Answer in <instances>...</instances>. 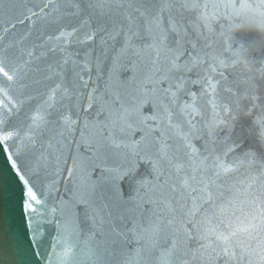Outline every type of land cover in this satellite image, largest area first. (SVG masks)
Here are the masks:
<instances>
[{"label":"snow or ice","instance_id":"6c2138e0","mask_svg":"<svg viewBox=\"0 0 264 264\" xmlns=\"http://www.w3.org/2000/svg\"><path fill=\"white\" fill-rule=\"evenodd\" d=\"M244 12L252 14L244 15L247 25L264 33V0L239 6L235 0H58L40 8L45 31L36 42L0 45V153L7 165V172L0 169V201L14 181L26 228L38 213L34 204L52 214L49 223L60 228L53 247L61 249L51 253L54 261L73 258L80 244L73 237L84 229V259L99 261V245L88 247L105 222L94 210L89 214L96 199L107 201L108 216L133 225L114 232L113 243L132 233L148 243L149 260L170 236L158 257L165 264H264V43L256 48L244 23L235 32L219 24L224 15ZM145 106L151 115H143ZM22 136L23 149L14 155ZM25 154L28 163H18ZM241 169L256 186L249 203L257 211L247 227L234 229L218 201ZM65 173L72 186L62 194L60 180L51 179L49 207V199H38L36 181ZM65 196L84 209L83 229L78 220L55 219ZM145 204L155 219L140 228L135 217ZM32 231L39 236L38 228ZM34 243L29 249L36 256ZM135 256L143 258L139 250ZM0 264L21 262L5 259L0 247Z\"/></svg>","mask_w":264,"mask_h":264},{"label":"water","instance_id":"95a60500","mask_svg":"<svg viewBox=\"0 0 264 264\" xmlns=\"http://www.w3.org/2000/svg\"><path fill=\"white\" fill-rule=\"evenodd\" d=\"M9 5L8 7H0V45L8 44L12 42H22L25 45H30L36 42V37L45 31L44 14L40 13V8L45 3H58V0H5ZM243 2L252 3L253 0H235L237 6ZM52 9H45V13L51 12ZM229 12L231 10H228ZM37 12L38 17H32L31 13ZM244 15H252L251 13L244 12L241 16H228L224 15L219 20V24L223 26L225 31L235 32L239 30L242 23L245 24V31L247 32L250 41L256 48L260 47L261 43H264V33H261L258 29L247 25L244 21ZM24 23L21 24L20 21ZM15 25V28L12 26ZM7 29V33L4 31ZM125 75H132L129 71ZM124 75L121 76V79ZM103 85H101V88ZM87 103V101H84ZM151 111L145 106L143 115H151ZM199 119V118H197ZM139 139V136H135ZM80 135L77 132L73 138L74 141H79ZM249 140L251 136L249 135ZM25 140L23 136L14 142L13 154L21 152ZM192 145L195 149H201V142L195 139L192 140ZM77 144L73 143L72 150L76 151ZM202 150V149H201ZM247 150V149H245ZM80 156L84 159L90 155L86 147H80ZM232 156L225 157V161L230 163ZM18 163H28L27 155H22ZM71 160L68 162V166L71 167ZM0 169L7 172V165L5 163L4 154L0 153ZM80 173H77V180ZM183 173H181V176ZM51 179H59L60 192L63 194L66 187H71L72 184L68 181L67 173L61 177H50L45 180L36 181L37 184V196L43 202L48 198V185ZM92 180L96 179V174L91 177ZM148 179H151L149 176ZM240 181H243L242 183ZM229 184H233L234 187L231 190H225L222 201L225 206V215L232 221L233 228L247 227L250 221V214H254L257 209L255 205L249 203L252 200V194L256 192V186L252 184L251 179L247 173L241 169L237 172L233 179L228 181ZM43 193V195H42ZM20 198V186L14 181H11L5 185L4 195L2 201H0V247L5 250V259H14L21 264H60L59 261H54L51 258L52 252L59 253L61 249L59 247H53L57 244L60 228L58 224L49 223L53 220L51 213H46L45 208L41 205H35L38 213L35 219L32 221L31 228H26L24 221L21 217V209L19 206ZM65 204L61 210L57 204V213L55 219L59 224H62L65 219L73 221H79L81 229L84 228V209L75 203V199L71 196H65ZM107 201H100L93 199L89 204V214H92L93 210L98 213L99 217H103L105 222L103 225H97L100 229L101 235H98L95 240L90 241L89 248L96 249L99 245V261L93 260L92 264H165L164 261L158 259L160 253L164 249H168L171 245L172 238H161L158 241L157 249L152 252V259H148V253L144 251V248L149 246L146 240H138L133 237L132 233H128L126 238H122L120 241L113 243L116 240L114 232H125L133 225L131 222H122L116 218L117 214L113 213L112 216H108L109 209L104 207ZM173 206L175 202L172 201ZM192 202L189 200L187 207H191ZM52 206V202L49 199V207ZM129 207H131L129 205ZM143 213L137 212L135 219L139 221L140 228H148L154 221V217L151 215V205L145 204L143 206ZM199 219V216H197ZM215 221L213 225L215 226ZM187 226V225H186ZM39 229V236L33 235V229ZM219 230H223L222 226ZM87 230L84 229L78 235H74L73 239L80 241L78 247L73 248V258L70 261H64L63 264H87L84 259V240L86 238ZM256 236V233H252ZM240 239L248 241L247 233H239ZM215 240V237L211 238ZM36 240L38 243H34L32 248L38 253L33 256L32 250L29 249V241ZM256 240L251 241L252 245H256ZM197 245L194 242H189L190 248H195ZM141 252L143 258H136L137 251ZM48 256V259H45ZM174 259V258H173ZM167 264H173V261H168Z\"/></svg>","mask_w":264,"mask_h":264}]
</instances>
